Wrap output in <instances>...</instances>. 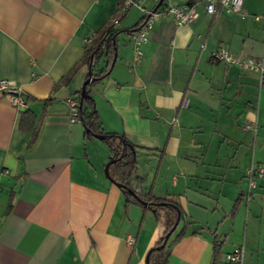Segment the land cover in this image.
Returning <instances> with one entry per match:
<instances>
[{"label": "crops", "instance_id": "1", "mask_svg": "<svg viewBox=\"0 0 264 264\" xmlns=\"http://www.w3.org/2000/svg\"><path fill=\"white\" fill-rule=\"evenodd\" d=\"M158 1L141 6L150 11ZM117 3L0 0V79L14 81L24 99L15 108L0 95V264H145L166 228L163 214L127 200L106 177L105 142L67 116L66 99L89 73L86 39L111 21ZM183 3L197 17L154 21L138 61L124 30L142 16L139 6L110 26L116 57L91 86L94 107L103 131L137 146L144 191L174 198L185 214L168 264H212L215 239L217 264L237 245L242 264H264V178L248 190L245 177L251 164L264 165V85L256 72L211 58L218 47L264 57V0L215 15L204 0H162ZM248 121L256 137L243 128Z\"/></svg>", "mask_w": 264, "mask_h": 264}, {"label": "trees", "instance_id": "2", "mask_svg": "<svg viewBox=\"0 0 264 264\" xmlns=\"http://www.w3.org/2000/svg\"><path fill=\"white\" fill-rule=\"evenodd\" d=\"M161 5L162 3L159 6ZM122 8L123 0H118L116 11L111 21L102 29L92 33L89 37V41L85 44L82 62L88 66L93 79L85 86L87 95L82 99L80 98V93L76 96L79 101L78 118L86 130V137H99L109 148L111 155L109 161L106 163L108 175L111 181L118 184L117 186L124 193L126 199L133 201L144 209L150 210L155 217L161 214L165 216L166 228L157 241L147 250L145 254V264H168L171 244L180 239L185 233L187 225L185 214L174 198L155 197L150 191H144L142 187L143 178L140 177L136 171L137 146L124 135L103 131L91 95V86L102 77L108 75L115 60L117 30L112 31L110 26L113 24L114 19L119 21L126 13L127 9L122 10ZM143 21L144 17H140L132 28L126 29L124 32L132 34L138 31ZM102 58H104L105 66L103 68H98V64ZM95 68H97V70L93 72ZM67 78L68 77H66V80ZM261 84L264 85V81H262ZM23 115L24 113L21 112V120ZM129 191H132L134 195ZM178 218V223L179 221L182 222L181 229L175 234L172 240L168 241L170 235L176 231L178 226L177 223L169 237L165 240V235L172 229ZM218 254L219 243L215 239L213 244L212 264H217Z\"/></svg>", "mask_w": 264, "mask_h": 264}, {"label": "built area", "instance_id": "3", "mask_svg": "<svg viewBox=\"0 0 264 264\" xmlns=\"http://www.w3.org/2000/svg\"><path fill=\"white\" fill-rule=\"evenodd\" d=\"M243 0H204V8L209 15L215 14H240ZM142 0H123L122 10L128 9L132 5H138L144 21L138 31L132 34V50L133 60L138 61L142 56L141 46L147 40L148 31L154 21L164 17H169L177 25H188L196 17L197 11L193 4L183 3L180 5H161L155 10L146 11L141 6ZM117 19L113 20L116 24ZM90 37V36H89ZM89 37L86 42L89 41ZM211 58L225 64H235L239 68L254 71L258 74L260 84L264 81V57L254 58H236L228 52L224 47H218L211 52ZM0 95H2L10 105L15 108L24 106L21 88L12 80L0 79ZM67 116L70 122H80L78 118L79 101L76 97H68L66 99ZM187 105V100L184 99L182 106ZM243 128L249 130L253 137L257 135V124L255 121H248L243 125ZM248 190L253 188L257 179L264 178V165L251 164L245 171ZM128 243L132 244L134 239L128 237ZM244 255V247L242 245L235 246L231 251L226 252L220 261V264H242Z\"/></svg>", "mask_w": 264, "mask_h": 264}, {"label": "water", "instance_id": "4", "mask_svg": "<svg viewBox=\"0 0 264 264\" xmlns=\"http://www.w3.org/2000/svg\"><path fill=\"white\" fill-rule=\"evenodd\" d=\"M161 3H162V0H159L157 5L155 6V8L158 7ZM155 8L153 10H155ZM88 75H89V77L82 83V86H81V90H80V98L81 99L87 95L86 89H85L86 84H88L93 79L90 71H89ZM104 173H105L106 177L108 179H110V177L108 175V171H107V164L105 165ZM116 185H118V184H116ZM129 192L134 195V193L132 191H129ZM178 220H179V218L177 219V221H176L175 225L172 227V229L165 235V240L169 237V235L171 234V232L173 231V229L177 225Z\"/></svg>", "mask_w": 264, "mask_h": 264}, {"label": "rangeland", "instance_id": "5", "mask_svg": "<svg viewBox=\"0 0 264 264\" xmlns=\"http://www.w3.org/2000/svg\"><path fill=\"white\" fill-rule=\"evenodd\" d=\"M133 6V5H132ZM132 6H130V7H132Z\"/></svg>", "mask_w": 264, "mask_h": 264}]
</instances>
